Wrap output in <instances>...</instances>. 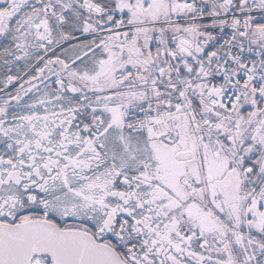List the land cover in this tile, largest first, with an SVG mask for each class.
<instances>
[{"label":"snow or ice","instance_id":"snow-or-ice-1","mask_svg":"<svg viewBox=\"0 0 264 264\" xmlns=\"http://www.w3.org/2000/svg\"><path fill=\"white\" fill-rule=\"evenodd\" d=\"M0 264H264V0H0Z\"/></svg>","mask_w":264,"mask_h":264}]
</instances>
